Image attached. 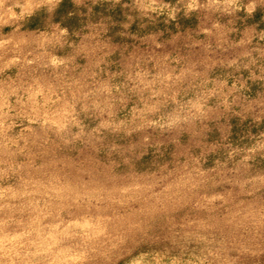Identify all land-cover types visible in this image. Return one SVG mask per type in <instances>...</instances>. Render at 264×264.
Returning <instances> with one entry per match:
<instances>
[{
    "label": "rangeland",
    "instance_id": "rangeland-1",
    "mask_svg": "<svg viewBox=\"0 0 264 264\" xmlns=\"http://www.w3.org/2000/svg\"><path fill=\"white\" fill-rule=\"evenodd\" d=\"M250 2L3 0L0 264H264Z\"/></svg>",
    "mask_w": 264,
    "mask_h": 264
},
{
    "label": "clouds",
    "instance_id": "clouds-1",
    "mask_svg": "<svg viewBox=\"0 0 264 264\" xmlns=\"http://www.w3.org/2000/svg\"><path fill=\"white\" fill-rule=\"evenodd\" d=\"M49 3H55L57 6L63 2V0H47ZM214 3H228L230 5H236L238 0H213ZM3 3V0H0V4ZM157 4V0H146V7L155 10V5ZM187 6L190 10H195L197 7H199V0H187ZM255 6H256V0H251L248 8H247V14L248 16H251L253 12L255 11ZM73 13L69 12L68 15L71 16ZM187 18V17H186ZM170 19L175 20V15L172 14ZM67 31V29H65Z\"/></svg>",
    "mask_w": 264,
    "mask_h": 264
}]
</instances>
